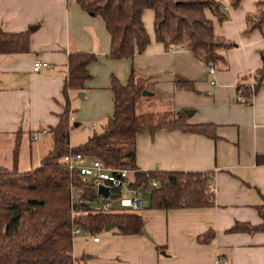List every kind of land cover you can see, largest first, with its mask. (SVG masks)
<instances>
[{
    "label": "crops",
    "instance_id": "0c3cea01",
    "mask_svg": "<svg viewBox=\"0 0 264 264\" xmlns=\"http://www.w3.org/2000/svg\"><path fill=\"white\" fill-rule=\"evenodd\" d=\"M260 1L241 0L237 8L233 0L221 1L228 19H215V32L233 46L222 51L227 65L219 63L210 73L184 46L167 48L156 40L152 10L143 14L151 38L144 53L115 60L107 56L111 38L104 21L84 12L74 0H0V29L31 32L30 51L0 54V138H10L15 147L25 135L39 140V135L32 138L38 132L51 135L52 148L50 128L58 124L66 102L64 84L71 51L98 55L89 66L92 78L86 88L68 92L72 106L85 91L82 109L90 112L89 119L108 122L114 114L112 78L115 75L126 83L133 70L145 88L159 96L153 106L150 99L155 95L146 94L137 104L139 113L185 110L190 123L213 124L214 137L180 129L139 134L136 165L142 172L210 175L215 206L147 208L150 194L145 188L141 192L146 208L140 215L152 240L112 231L94 242V237L82 232L85 236L75 239L73 246L75 259L87 257L81 264H218L219 260L264 264V233L230 232L236 223L262 221L256 207L264 204V80L250 104L239 99L238 92L240 85L254 83L263 65L264 27L248 31V17L257 13ZM36 61L48 66L34 71ZM180 78L193 80L197 91L177 88ZM72 114L73 131L81 123L75 125ZM96 127L92 122L88 129L97 131ZM44 129L49 130L44 133ZM209 231L215 238L200 243L199 237ZM156 245L165 250L160 253Z\"/></svg>",
    "mask_w": 264,
    "mask_h": 264
},
{
    "label": "trees",
    "instance_id": "16d2710c",
    "mask_svg": "<svg viewBox=\"0 0 264 264\" xmlns=\"http://www.w3.org/2000/svg\"><path fill=\"white\" fill-rule=\"evenodd\" d=\"M92 17L101 18L110 34L107 56L120 60L143 54L150 44V34L143 21L146 10L154 12L156 40L165 44L182 45L205 65H227L224 49L233 46L215 32V19H228L219 0H74ZM241 0H233V7ZM260 11V9H262ZM260 15V18H256ZM257 19V23L254 20ZM249 30L264 27V0L258 2L256 14L248 17ZM31 32H6L0 29V54L23 53L31 49ZM263 65L256 71L252 85H240L239 99L252 103L263 85ZM98 60L92 51H71L68 56V74L64 84L66 102L59 122L51 127L53 146L40 166L30 171L17 167H0V264H81L87 257L75 259L73 246L76 226L92 237L105 232L108 225L117 223L114 230L124 236L142 235L146 225L140 212L114 210L109 213L72 214V192L80 189L84 196L95 197V192L63 162L68 153H81L99 160L107 168H125L136 171V181L145 182L149 192L147 208L173 210L214 207L215 195L209 193L211 176L199 172H142L136 165V142L139 134L155 135L162 129H180L214 137L212 123H190L189 114L182 110L137 111V104L148 91L144 80L134 71L123 83L115 75L111 89L114 93V114L102 132L94 131L87 141L71 145V114L69 90H84L92 78L89 66ZM179 89L197 91L191 79H177ZM261 163V161H260ZM148 174V175H147ZM155 179L158 188L150 186ZM261 223H236L231 233H264V204L256 207ZM113 230V231H114ZM215 233L209 231L199 237L202 244L210 243ZM161 253L165 248L156 245Z\"/></svg>",
    "mask_w": 264,
    "mask_h": 264
},
{
    "label": "built area",
    "instance_id": "2783aa9c",
    "mask_svg": "<svg viewBox=\"0 0 264 264\" xmlns=\"http://www.w3.org/2000/svg\"><path fill=\"white\" fill-rule=\"evenodd\" d=\"M222 1V0H219ZM48 66L47 62L36 61L34 71H40L42 67ZM210 73H215V66H207ZM95 125V123H94ZM49 129H44L47 133ZM95 131V129H91ZM38 132L32 134V138L38 137ZM63 162L72 172L76 173L82 181L95 192L94 198L84 196L80 189H73L72 192V214L81 215L85 213H109L116 209L141 212L146 208L144 198L140 195L141 190L146 188L145 182L136 181V171L125 168H107L99 160L91 159L86 155L68 153L63 158ZM149 173V172H146ZM148 175V174H147ZM153 188L159 187V182L153 179L150 183ZM103 187L108 189L109 196L99 193ZM213 185H209V193H214ZM83 232L81 227L76 226L73 234L78 235ZM99 237L94 238V242H99ZM218 264H224L219 260Z\"/></svg>",
    "mask_w": 264,
    "mask_h": 264
},
{
    "label": "rangeland",
    "instance_id": "374dc122",
    "mask_svg": "<svg viewBox=\"0 0 264 264\" xmlns=\"http://www.w3.org/2000/svg\"><path fill=\"white\" fill-rule=\"evenodd\" d=\"M262 10L263 8L260 9V11ZM256 18H260V15H258ZM254 23H257V19L254 20ZM148 91L152 93L151 95H155V96H151L150 100L152 101L151 104L153 106H156L158 104L156 103L159 97L158 93H155L154 91L152 92L150 90ZM84 92L85 91H81V94L79 95L80 96L79 102L78 103L75 102L72 104V108L74 109V113L72 114L74 122L81 123L79 126H75L73 131H71V145L73 146H77L88 140L87 138L93 133L88 129L89 126L92 124V122L97 123L96 130L98 132H102L107 124V120L89 119L92 116L90 115V112L82 109L83 98H84L82 93ZM145 101L146 100H144L141 105L146 103ZM144 107L145 105L141 106L140 108H144ZM38 134H39L38 137L39 140L37 141H33V140L31 141L29 140V136L25 135L23 143L22 144L18 143L19 146L17 150L18 153L17 167L19 171L24 172L37 168L38 166H40L42 158L45 157V154H47L51 145V135L49 134L46 136L45 134H40V133ZM25 140H27V142H25ZM16 149L17 146L15 147L13 140L11 141V139L8 137L0 138V167H4L7 169L13 168L12 166L15 165ZM140 195L144 198L143 191L140 192ZM117 208L118 206H116V210ZM111 232L105 231L100 235H98V237L102 238L104 235L111 234ZM81 236H85V234L75 235V239L78 240L79 237Z\"/></svg>",
    "mask_w": 264,
    "mask_h": 264
},
{
    "label": "water",
    "instance_id": "95a60500",
    "mask_svg": "<svg viewBox=\"0 0 264 264\" xmlns=\"http://www.w3.org/2000/svg\"><path fill=\"white\" fill-rule=\"evenodd\" d=\"M149 93H150V92L145 91V94H149ZM84 94H85V93H82L83 96H84ZM188 114H189V113H188ZM77 124H78V123H75V125H77ZM99 193L105 195L106 197L109 196V191H108V189H105V188H103V187H101V188L99 189ZM119 226H120V225L117 224V223H114V224L108 225V226H106L105 231H106V232H111V231H113L114 229L119 228ZM142 235L145 236L147 239L152 240V238H151L150 234L147 232V230H144V231L142 232Z\"/></svg>",
    "mask_w": 264,
    "mask_h": 264
}]
</instances>
